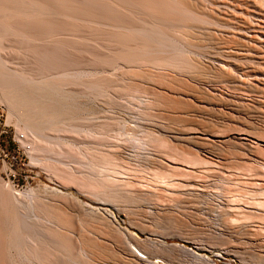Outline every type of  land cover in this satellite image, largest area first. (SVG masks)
Listing matches in <instances>:
<instances>
[{
  "label": "rangeland",
  "instance_id": "374dc122",
  "mask_svg": "<svg viewBox=\"0 0 264 264\" xmlns=\"http://www.w3.org/2000/svg\"><path fill=\"white\" fill-rule=\"evenodd\" d=\"M248 1L0 0V264H117L119 229L264 264V88L226 82L264 79Z\"/></svg>",
  "mask_w": 264,
  "mask_h": 264
},
{
  "label": "bare ground",
  "instance_id": "6f19581e",
  "mask_svg": "<svg viewBox=\"0 0 264 264\" xmlns=\"http://www.w3.org/2000/svg\"><path fill=\"white\" fill-rule=\"evenodd\" d=\"M195 1V0H194ZM239 1V0H238ZM191 2V1H190ZM230 2V1H229ZM193 3V2H192ZM198 4V3H197ZM247 9H248V12L250 15H252L253 17H256L258 18V22L259 20L264 22V9L260 8L254 1H251L249 0L248 3H247ZM193 5V4H191ZM196 4H194L195 6ZM229 5V4H228ZM239 5V4H238ZM235 9V8H234ZM237 9V8H236ZM218 10V9H217ZM240 10V9H239ZM201 12V11H200ZM220 12V10H219ZM247 12V13H248ZM223 13V12H222ZM239 13V12H238ZM214 14V13H213ZM220 14V13H219ZM218 16V15H217ZM227 16H228V13H227ZM206 17V16H205ZM228 18V17H227ZM230 18V16H229ZM247 18V17H246ZM222 19V18H221ZM225 19V18H224ZM223 19V20H224ZM241 19V18H240ZM226 22H227V19H225ZM230 20V19H229ZM232 20V19H231ZM248 21V20H247ZM252 21V20H251ZM255 21V20H254ZM249 22V21H248ZM257 22V21H255ZM236 23V22H235ZM245 23V22H244ZM247 23V22H246ZM252 23L251 22V25L249 24V28L253 27L252 26ZM227 24V23H226ZM229 24V23H228ZM255 24V23H254ZM253 24V25H254ZM197 26V25H196ZM237 26V25H236ZM262 26V25H260ZM200 27V25H199ZM239 27V26H238ZM256 27V25L254 26ZM244 29V28H243ZM246 30V29H245ZM249 30V29H248ZM227 31V30H225ZM256 33V32H255ZM258 33V32H257ZM254 34V33H253ZM202 35V34H201ZM219 35V34H218ZM225 35V34H223ZM242 35V34H240ZM245 35V34H244ZM250 35V34H249ZM253 36V35H252ZM245 38V37H244ZM243 40V39H242ZM246 40V39H245ZM243 40V41H245ZM256 42L260 43V44H263L264 46V35L261 33V35L257 36L255 38ZM241 41V40H240ZM214 66V65H213ZM224 67V66H223ZM222 67V68H223ZM209 68V67H208ZM219 68V67H217ZM221 69V68H220ZM216 70V69H215ZM219 70V69H218ZM226 70V69H225ZM224 72V71H223ZM213 73V72H212ZM221 73V72H220ZM225 75V73H224ZM234 75V74H233ZM228 76V75H227ZM227 76H225V78H227ZM235 76V75H234ZM226 82L235 87H238L240 88V90H257V89H260V88H264V79L261 78V82L257 83V84H244V83H241L240 82V78L238 76H235L234 78H229V79H226ZM226 83V84H227ZM228 85V84H227ZM232 87V86H231ZM254 92V91H253ZM211 95V94H210ZM213 95V94H212ZM222 99V98H221ZM223 100V99H222ZM242 100V99H241ZM243 103V102H242ZM245 104V103H244ZM244 106V105H243ZM245 107V106H244ZM181 137V136H180ZM186 138V137H184ZM196 138V137H195ZM179 139V138H178ZM182 139V138H181ZM190 139V138H189ZM180 140V139H179ZM185 141V139H184ZM190 142V140L188 141ZM187 143V142H186ZM229 142L226 140H222L221 141V144L223 145H226L228 144ZM220 145V144H219ZM209 151V150H208ZM264 167H262L261 170H263ZM157 174V173H156ZM154 176V175H153ZM160 176V175H159ZM155 177V176H154ZM153 178V177H152ZM158 178V177H157ZM167 180V179H166ZM179 183V182H178ZM182 184V186H188L189 184L186 183H180ZM191 192V191H190ZM192 199L194 200H198L200 198V194H197V193H188ZM212 197L211 194H203L202 195V200H206V199H210ZM242 197V196H241ZM111 201V200H110ZM112 202V201H111ZM110 202V203H111ZM141 203V202H140ZM104 206H106L107 208L103 209V211H108V207L109 206H113V207H110L112 208V210H114V212H117V209L114 207V203L113 205H109L108 203L107 204H104ZM109 208V209H110ZM147 208L149 209L148 212L150 213V219L156 223V224H159L161 222H164V219H167V215L165 213V208L164 209H157L158 207H153V206H150V204L147 205ZM246 208V207H245ZM116 210V211H115ZM146 210V209H145ZM252 210L256 211V212H264L263 209H261L259 206L258 207H255V208H252ZM105 213V212H104ZM109 217V216H108ZM110 218L114 220V216L110 213ZM149 219V220H150ZM150 220V221H151ZM168 220V219H167ZM152 222V223H153ZM233 222V221H232ZM151 223V224H152ZM234 223V222H233ZM154 225V224H153ZM117 227V225H115ZM156 226V225H155ZM221 231H220V236L222 238V240H224V238H228V237H231L232 236V233L226 229L225 226L223 225H219ZM245 226L244 225H241L238 227V229H242L244 228ZM119 228V226H118ZM245 229V228H244ZM121 230V234H123V238L125 237V241L123 239V245L122 246H119L118 244H114L112 243V245L110 246V251L108 252H111V254H113L115 256V260L116 261L115 263H119V264H180L178 259L177 258H173V257H170L168 255H163L160 253H158V249L159 248H163L165 249V247H167V243L165 241V239L163 237L160 236H157V235H154V234H146V236L144 237V242L146 243L147 242V245L149 246V248H143L142 246H139L137 245L136 241H135V238L134 236L132 235L133 233H130L128 232L127 230H124V229H119ZM116 229V231H119ZM234 234V233H233ZM155 237H160V240L156 239ZM238 238V237H237ZM230 239V238H229ZM130 246L134 247V250H131V248H129ZM151 247V248H150ZM176 249L178 250H182V252L184 251V254L185 252L188 253L190 255V257L193 259L194 261V264H211L210 262L207 261V259L205 257H201V256H198L194 251H191L189 249H186L184 248L183 245H175L174 246ZM158 248V249H157ZM108 250V249H107ZM167 251V250H165ZM99 254V253H98ZM110 254V255H111ZM101 255V254H100ZM106 255V253H105ZM109 256V255H108ZM113 256V257H114ZM101 257V256H100ZM113 257H110L113 258ZM103 258V257H102ZM106 258V257H105ZM190 258V259H191ZM109 259V258H108ZM107 259V260H108ZM109 259V260H110ZM101 260V259H100ZM153 260H156V262H153ZM259 260V259H258ZM257 260V261H258ZM103 262H105L106 264L108 263V261H106V259H103ZM112 264V262H110ZM259 263V262H258ZM99 264H100V261H99Z\"/></svg>",
  "mask_w": 264,
  "mask_h": 264
}]
</instances>
